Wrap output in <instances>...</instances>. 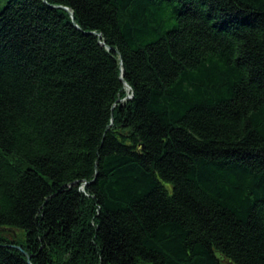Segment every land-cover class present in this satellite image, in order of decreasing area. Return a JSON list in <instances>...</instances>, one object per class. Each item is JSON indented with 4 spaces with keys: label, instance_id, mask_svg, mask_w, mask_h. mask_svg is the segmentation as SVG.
I'll return each instance as SVG.
<instances>
[{
    "label": "trees",
    "instance_id": "16d2710c",
    "mask_svg": "<svg viewBox=\"0 0 264 264\" xmlns=\"http://www.w3.org/2000/svg\"><path fill=\"white\" fill-rule=\"evenodd\" d=\"M222 259L264 264V0H0V264Z\"/></svg>",
    "mask_w": 264,
    "mask_h": 264
},
{
    "label": "rangeland",
    "instance_id": "374dc122",
    "mask_svg": "<svg viewBox=\"0 0 264 264\" xmlns=\"http://www.w3.org/2000/svg\"><path fill=\"white\" fill-rule=\"evenodd\" d=\"M13 232H14V234L18 233L19 236L21 235V232L20 231H13ZM221 264H230V263L228 261L222 259Z\"/></svg>",
    "mask_w": 264,
    "mask_h": 264
},
{
    "label": "water",
    "instance_id": "95a60500",
    "mask_svg": "<svg viewBox=\"0 0 264 264\" xmlns=\"http://www.w3.org/2000/svg\"><path fill=\"white\" fill-rule=\"evenodd\" d=\"M70 14H71V12H70ZM16 248H19L18 246H16Z\"/></svg>",
    "mask_w": 264,
    "mask_h": 264
}]
</instances>
